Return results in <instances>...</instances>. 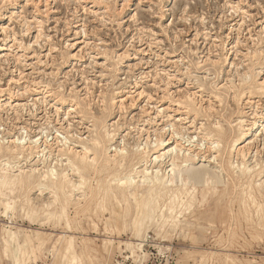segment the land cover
I'll return each instance as SVG.
<instances>
[{
  "label": "rangeland",
  "instance_id": "374dc122",
  "mask_svg": "<svg viewBox=\"0 0 264 264\" xmlns=\"http://www.w3.org/2000/svg\"><path fill=\"white\" fill-rule=\"evenodd\" d=\"M2 26L0 143L60 136L52 149L67 142L80 150L109 130L115 139L107 143L110 154L125 148L138 172L152 166L151 173L160 167L150 158L145 166L138 155L148 144L152 149L160 133L167 141L175 130L173 145L189 148L192 141L197 152L211 146L206 156H218L214 163L191 156L186 169L212 171L222 182L199 185L190 209L177 203L178 225L160 216H170L165 208L142 230L132 229L131 221L141 215L144 196L106 191L131 163L86 173L80 199L67 204L63 195L55 202L47 192L2 188L0 264H264V187L256 186L264 181V0H0ZM47 92L52 96L43 100ZM178 100L192 114L178 109ZM73 104L80 114L71 111ZM193 120L191 129L186 122ZM240 129L249 134L245 159L230 150ZM216 139L221 149L212 144ZM28 149L21 158L4 152L0 164L41 172L68 164L57 151L47 160ZM231 163L254 169L247 175L238 170L234 176L242 181L231 182ZM9 232L17 234L13 241ZM63 237L74 239L69 253Z\"/></svg>",
  "mask_w": 264,
  "mask_h": 264
},
{
  "label": "bare ground",
  "instance_id": "6f19581e",
  "mask_svg": "<svg viewBox=\"0 0 264 264\" xmlns=\"http://www.w3.org/2000/svg\"><path fill=\"white\" fill-rule=\"evenodd\" d=\"M5 19L7 20L9 18L5 17ZM5 26L0 27V29L1 30L6 29ZM40 32H41V29L39 31V34H40ZM74 46H76V44L71 45V48H74ZM6 50H7L6 47L0 46V52L6 51ZM73 56H75V55H73ZM249 80H250V82L252 81V79H249ZM261 84H263L262 87L264 88V81ZM2 91H4V90L1 89L0 93ZM50 92H52V91H50ZM1 94L3 95V92ZM51 96L52 95L48 94V92H47V94L43 97V100L45 98H49ZM11 97H13V96H11ZM37 100L38 99H36V101ZM0 101H1V104H0V112H1V108L3 106L2 105L3 101L2 100H0ZM10 101L11 100H9V102L6 103L7 106H9ZM123 101L124 100L119 101V102H121L120 107L123 106V103H122ZM182 101L178 100L176 102V106L178 107V109H185L187 112L186 113L187 115H189L190 113L192 114L193 111H191L189 109L190 106L187 107V105L185 104V101H187V99L184 102H182ZM43 102H46V101H43ZM60 102H61V99H59L56 102V104L57 103L61 104ZM195 104L196 103H194V106L197 105V104L196 105ZM75 106L77 108H75ZM71 109L70 110L73 112H78L80 110L79 109L77 111V109H78L77 104H75V105L73 104L71 106ZM192 110H193V108H192ZM188 111H190V112H188ZM176 112H178V111H176ZM159 113L161 114L162 112H159ZM196 113H197V111H196ZM77 114H80V112H78ZM171 117L172 116H169V118H171ZM187 119H189V118H186V119L185 118L184 119L179 118L178 122L185 123V120H187ZM196 120H198V118H196ZM244 123H245L244 120L241 121V123H240L241 128L244 127ZM186 124H190L189 127L191 129L192 128L194 129L196 127L194 120H193V122H191V121L186 122ZM257 125H258L257 121L252 123L251 124L252 128L250 130L253 131ZM102 126H103L102 128L104 130L105 125H102ZM24 129H26V128H24ZM96 130H98V129H96ZM165 130H166L165 128L162 129L163 132H165ZM201 130H202V126L200 129H198V131L201 132ZM220 130H221V128H220ZM92 131H94V130H92ZM108 131H106V130L104 131L106 133L104 135V137L105 136L108 137L107 141H106V139H104V137L101 135V133L100 134L97 133L96 135H93L88 141L86 140L88 143H85V146H83L82 149H80V150H77V149L75 150V148H71L70 146H68L69 144L66 141H65L66 143L64 144V146H65L64 148H61L60 150L59 149L54 150L55 145L53 146L54 143L51 144L50 142L59 141L60 136H56V138H53L52 140H50V142H48V137H47L46 140L43 141L44 143L41 141L43 144H41V142L40 143L37 142L36 140L32 141L30 144L25 143V142L23 143L24 140L22 141L21 139L11 140V141L9 140L6 144H5V142L2 141L3 143H0V155L3 154L4 152L9 151V152L15 153L16 155H19L21 158V155L23 156L25 154L27 148H29L28 150L31 152L32 155H35L36 158L37 157L39 159L40 158H46L48 160L51 157V155H53L54 151H57V152H59V154H57L58 158L59 157L64 158L62 160L67 161L68 164L64 168L62 167L60 172L57 169H55L56 166L47 168V171L41 172L38 169H31L29 171L28 170L25 171L22 168L20 170H17V171H12L13 169L10 170L9 166L7 164L1 165V164H3V163H1L0 164V189H2V188H8V189L17 188V189H21V190L40 192V194L47 192L48 194L52 195L55 198V202L59 201L60 196L63 195L64 197H67L65 204L70 202L69 198H72L73 200L80 199V197H79L80 192H83L82 190L84 188H86V177H85L86 173L97 175L101 171L107 170L110 167L114 166L115 168L121 169L125 164H129V163L132 164L133 163L134 158H132L128 155V150L125 148H123V149H116L115 148V150L113 151L115 153L110 154V152H112V151L109 152L108 144L114 138H112V139L110 138L111 135L109 134ZM241 131H242L241 134L239 132L240 136H238L237 138L235 137L236 139H233L234 141H233L232 148L230 147L231 149L230 148L229 149L234 151L237 156H241V158L245 159V158H247V156L251 152L250 151L251 146H250V143L247 142V140L249 138L247 136L249 134H246V132L244 134V131H248V130L243 129ZM203 132H205V130H203ZM87 133L91 134L92 132H87ZM175 133H176V131L173 130V132L170 134L171 137L169 139H167V141L164 139L166 133L165 134L162 133L163 135H160L161 134L160 133L158 135L159 138H157V139L155 138L156 140H155V143L153 144L154 147L152 149H150L149 148L150 145L148 144V146L146 148L143 147L144 149H143L142 153H140L138 155V156H143V160L145 159V161H146V162L144 161V163H146L145 166L149 165L148 160L150 158L151 159L150 160L151 165L153 164L156 169L158 168V166L160 168H158L155 171L152 169L153 171L151 173H149V168L150 167L152 168V166H150V167L147 166L149 168L146 169L145 172H138V169H136L135 167L139 163H136V164L134 163V164H132V166H131L132 169L129 172H127L125 174L123 172L119 176H114L113 178H111L108 186L106 187V191L108 193L112 192L113 189H117L121 194H126L127 197H129V198H133L135 195L144 196L145 201H144V204H143L142 209H141L142 210L141 215L139 217H137L136 219L131 221V225H133V226H131L132 229H141L142 230V228L144 227V224L154 223L157 219V212H159L161 214L165 208L167 210H169L170 216L168 218H165L164 215H160V216L163 217V219L165 220L166 223H169V224L173 223V224L178 225V222L180 223V221H178L177 218L176 219L173 218V216L176 212V209H177V207H176L177 203H179V205H180L179 207H183V206L187 207L186 205H188L189 209H190L193 205V203H192L193 202V195H194V193H195V191L199 185H203L205 188H210L211 186H214V187L218 186L219 182H222V181H220L219 176L216 173H213L212 171H208L206 169L205 170L204 169L194 170L191 168L190 169L188 168L189 170L186 169L188 167L187 163L189 162V159L191 156H194L195 159H198L200 157L204 158V161H207L208 159H213V160L209 161V162H213V163H214V161L218 160V156H214V157L211 156L212 158L206 156L207 153H209L213 149V147L209 146V148H208L209 151L208 150L204 151L203 149L198 148L200 151L197 152L196 150L193 149L192 141L190 142V145L187 146L189 148L182 147V145H180L177 141H176V144L173 145V143L175 142V135H176ZM206 133H207V131H206ZM211 134L214 135L213 132ZM209 136H210L209 134L204 135V139L208 140ZM214 139H212V140H214ZM244 139L247 142V144L241 145L243 143ZM81 140H83V139H81ZM28 144H29V146L27 147L26 145H28ZM58 144H60V143H57V146H59ZM212 144H216L217 147L216 146L215 147L217 149L220 148L219 147L220 141L217 140V142H213ZM52 146L54 149H52ZM204 146H205V144H204ZM62 151L64 152L63 156L60 154ZM138 152H139V150H138ZM257 152H259V151L257 150ZM70 154L72 155L71 157H70ZM100 156L103 157V159H101ZM20 158H18V159H20ZM27 160H28V158H27ZM169 163H170V165H168ZM242 164H243V162H242ZM247 166H248V164H247ZM169 167H171L170 171L167 170V168H169ZM240 167H241L240 164L235 166L234 163H231V169H232L233 174L231 176H228L229 180L231 182L242 181V179L234 176L236 173L239 172L238 170L241 171ZM67 169L68 170L70 169L69 173L72 172V175H70L67 172ZM164 169L166 172H168V171L169 172L168 173H161V172H164L163 171ZM184 169H186L187 171L184 172ZM243 169H244V171H241L239 174L247 175L253 171L254 167L253 168H252V166L251 167L249 166L247 168L243 167ZM175 171H178V173H179L178 177L175 176V173H174ZM171 172H172V174L170 175ZM239 174H238V177H239ZM261 174L262 173L260 171L258 176H260ZM74 177L78 178V181H75L73 179ZM247 180H248V178H247ZM256 186H257V188H263L264 187V181L262 182L261 180H259V184L256 183ZM187 196H190V198H191L190 202L189 201L186 202L184 200ZM77 197H79V198H77ZM231 201H233V200H231ZM48 205H49V203H48ZM51 205H52V203H51ZM7 206H9V204H7ZM10 206H11V204H10ZM65 210H66V207H65V205H63L62 212H64ZM36 233H38V232H36ZM139 234H140V231L137 232L136 236H139ZM16 235H17L16 233L9 232V236H10V239H12V241L14 238H16ZM62 239L65 240V243H66V245H65L66 246V248H65L66 253H69L72 250H74V239H73V237H69L68 239H65L63 237ZM108 239L112 240L113 238L109 237ZM139 241H141V240H138V242ZM131 244L133 245V243H131ZM136 246L140 248L142 246V241H141V244L136 243ZM27 247H28V245H27ZM32 249H34V248H32ZM132 252L134 253V250ZM20 253H21L20 256H23V255L25 256V252H23V250ZM23 262H24V260H23ZM74 262H75V260H74Z\"/></svg>",
  "mask_w": 264,
  "mask_h": 264
}]
</instances>
